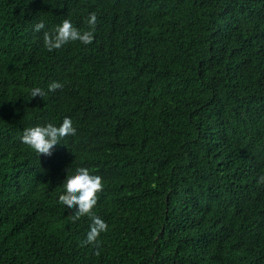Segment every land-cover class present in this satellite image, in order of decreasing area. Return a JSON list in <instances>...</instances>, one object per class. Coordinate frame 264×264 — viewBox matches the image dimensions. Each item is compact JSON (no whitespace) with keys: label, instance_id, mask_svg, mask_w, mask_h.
<instances>
[{"label":"trees","instance_id":"1","mask_svg":"<svg viewBox=\"0 0 264 264\" xmlns=\"http://www.w3.org/2000/svg\"><path fill=\"white\" fill-rule=\"evenodd\" d=\"M92 12L93 43L44 47ZM65 117L51 156L20 143ZM79 167L104 184L99 256L59 202ZM261 175L264 0H0V264H264Z\"/></svg>","mask_w":264,"mask_h":264},{"label":"clouds","instance_id":"2","mask_svg":"<svg viewBox=\"0 0 264 264\" xmlns=\"http://www.w3.org/2000/svg\"><path fill=\"white\" fill-rule=\"evenodd\" d=\"M96 23L97 14L95 12L89 14L87 24L91 30L88 31L81 32L73 26L70 19H64L55 29H45L43 33L44 47L52 52L73 41H80L84 45L91 44L94 41ZM44 28L45 22L41 20L35 25L34 30L40 32ZM80 52L82 53L81 50ZM62 88L61 83L53 81L48 85L47 91L52 93ZM45 95L46 93L40 87L31 90L32 98H43ZM41 125L25 128L19 140L23 146L34 150L39 157L41 155L51 156L54 147L60 144L62 139L76 134V128L73 127V122L69 117H65L58 127L54 125L53 120L42 122ZM258 183L264 184V175L259 177ZM64 189L65 192L59 196V202L68 209L74 210V214L69 217L73 223L85 216L90 218L92 221L90 230L87 232L86 239L81 243L82 246L92 245L96 249L95 255L99 256V238L102 233L108 231L107 223L93 212L99 200L98 194L104 190L102 177L91 174L87 168L79 167L74 174L66 176Z\"/></svg>","mask_w":264,"mask_h":264}]
</instances>
